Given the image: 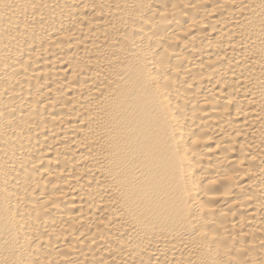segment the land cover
Returning a JSON list of instances; mask_svg holds the SVG:
<instances>
[{"label": "bare ground", "instance_id": "obj_1", "mask_svg": "<svg viewBox=\"0 0 264 264\" xmlns=\"http://www.w3.org/2000/svg\"><path fill=\"white\" fill-rule=\"evenodd\" d=\"M0 264H264V0H0Z\"/></svg>", "mask_w": 264, "mask_h": 264}]
</instances>
